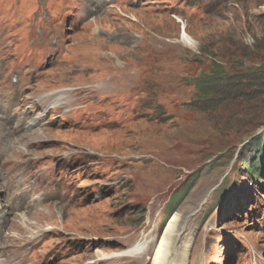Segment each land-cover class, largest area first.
<instances>
[{
  "label": "rangeland",
  "instance_id": "rangeland-1",
  "mask_svg": "<svg viewBox=\"0 0 264 264\" xmlns=\"http://www.w3.org/2000/svg\"><path fill=\"white\" fill-rule=\"evenodd\" d=\"M213 63L264 67V0H0V264H149L174 213L187 264H264V98L192 108Z\"/></svg>",
  "mask_w": 264,
  "mask_h": 264
},
{
  "label": "trees",
  "instance_id": "trees-1",
  "mask_svg": "<svg viewBox=\"0 0 264 264\" xmlns=\"http://www.w3.org/2000/svg\"><path fill=\"white\" fill-rule=\"evenodd\" d=\"M193 84L195 96L190 104L192 108L202 111H233L245 106L247 102L251 104L248 98L250 90L264 98V67H247L241 71L228 72L222 64L213 63L207 73L194 78ZM242 111L246 113V108L243 107ZM249 138L247 144L250 147H246L249 148L247 152L250 159H242L240 149L236 153V160L249 179L264 187V132L251 134Z\"/></svg>",
  "mask_w": 264,
  "mask_h": 264
},
{
  "label": "bare ground",
  "instance_id": "bare-ground-1",
  "mask_svg": "<svg viewBox=\"0 0 264 264\" xmlns=\"http://www.w3.org/2000/svg\"><path fill=\"white\" fill-rule=\"evenodd\" d=\"M183 36L185 37V33L183 34ZM39 75H41V73L38 71L30 72V76L25 81L22 80L20 83V86L17 88V92L13 93V96H12L13 101L18 102L21 105V107H24V108L29 107L28 105L31 102H30V97L28 96V94L33 89V81L37 80L39 78ZM52 95H54V93H47L46 95L45 94L43 96L39 95L38 97L36 96L34 107L35 108L42 107L43 103L46 101H49V97H51ZM59 106H60L59 101L58 102L52 101L50 105L46 107L45 114H48L51 109L55 107H59ZM24 112L26 116L31 115V110H29V108L24 110ZM42 120L43 118H41L39 121L41 122ZM36 123H37L36 120H32L29 126H35ZM42 124L43 123L41 122L39 125L41 126ZM15 128L14 127L11 128L10 130L11 134L19 130V127H15ZM28 145H31V144H28ZM180 224H181L180 215H178L177 213H174L170 217L166 225L162 228V231L160 232L159 236L156 239V243L153 248L152 255H150L151 257H150L149 264H187L186 255H187L188 248L190 245V238L188 234L184 237H181L182 235L181 229H183L184 226L180 227L181 226ZM31 238L32 239H29V242H28L30 247L34 245V244H31V242L36 240V237L34 238L31 237ZM1 242H3V245L7 244L6 240H3ZM137 252H138V248L132 247L129 250H126L124 254L121 253L122 254L121 256L129 255V254H133ZM116 256H119V255H116ZM106 258H112V256L106 257ZM22 260L24 259H20L19 261H22Z\"/></svg>",
  "mask_w": 264,
  "mask_h": 264
}]
</instances>
